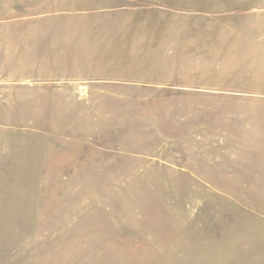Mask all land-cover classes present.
I'll list each match as a JSON object with an SVG mask.
<instances>
[{"label": "rangeland", "instance_id": "374dc122", "mask_svg": "<svg viewBox=\"0 0 264 264\" xmlns=\"http://www.w3.org/2000/svg\"><path fill=\"white\" fill-rule=\"evenodd\" d=\"M0 264H264V0H0Z\"/></svg>", "mask_w": 264, "mask_h": 264}]
</instances>
